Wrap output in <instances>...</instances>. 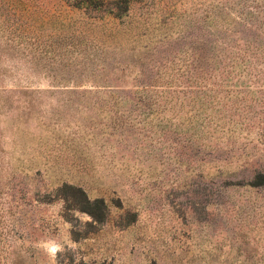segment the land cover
Here are the masks:
<instances>
[{
  "label": "rangeland",
  "instance_id": "obj_1",
  "mask_svg": "<svg viewBox=\"0 0 264 264\" xmlns=\"http://www.w3.org/2000/svg\"><path fill=\"white\" fill-rule=\"evenodd\" d=\"M0 264H264V0H0Z\"/></svg>",
  "mask_w": 264,
  "mask_h": 264
},
{
  "label": "clouds",
  "instance_id": "obj_2",
  "mask_svg": "<svg viewBox=\"0 0 264 264\" xmlns=\"http://www.w3.org/2000/svg\"><path fill=\"white\" fill-rule=\"evenodd\" d=\"M41 247L44 249L46 253H48L50 256L54 258L55 253L57 251H60V246L58 244H53V243H42Z\"/></svg>",
  "mask_w": 264,
  "mask_h": 264
}]
</instances>
